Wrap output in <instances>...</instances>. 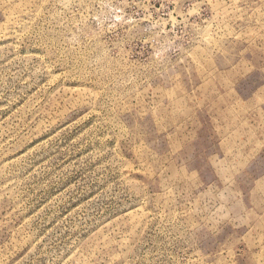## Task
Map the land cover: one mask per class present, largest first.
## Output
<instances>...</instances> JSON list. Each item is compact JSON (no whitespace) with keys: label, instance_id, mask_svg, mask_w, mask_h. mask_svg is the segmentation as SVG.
<instances>
[{"label":"rangeland","instance_id":"1","mask_svg":"<svg viewBox=\"0 0 264 264\" xmlns=\"http://www.w3.org/2000/svg\"><path fill=\"white\" fill-rule=\"evenodd\" d=\"M0 264H264V0H0Z\"/></svg>","mask_w":264,"mask_h":264}]
</instances>
